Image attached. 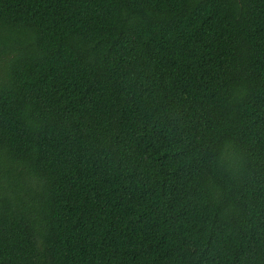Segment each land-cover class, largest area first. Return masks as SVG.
Masks as SVG:
<instances>
[{"label":"trees","instance_id":"obj_1","mask_svg":"<svg viewBox=\"0 0 264 264\" xmlns=\"http://www.w3.org/2000/svg\"><path fill=\"white\" fill-rule=\"evenodd\" d=\"M0 264H264V0H0Z\"/></svg>","mask_w":264,"mask_h":264}]
</instances>
